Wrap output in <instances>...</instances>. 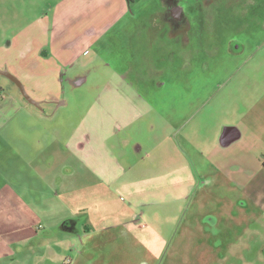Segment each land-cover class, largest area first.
Masks as SVG:
<instances>
[{
    "label": "rangeland",
    "instance_id": "1",
    "mask_svg": "<svg viewBox=\"0 0 264 264\" xmlns=\"http://www.w3.org/2000/svg\"><path fill=\"white\" fill-rule=\"evenodd\" d=\"M46 1L0 0V69L15 76L38 102L30 103L0 74V98L6 103L0 111V158L10 157L7 165L22 167L17 157L22 158L23 147L65 140L88 108L101 113L140 108L143 101L136 95L126 99L128 93L104 92L106 87L125 92L121 87L128 84L102 82L110 76L144 77L154 85L145 101L150 113L136 121L145 129L138 139L143 149L147 143L152 147L150 159L141 160L147 166L142 172L158 176L180 168L184 194L177 203L155 201L148 207L143 241L140 234L131 241L106 240L109 234H101L77 249H83L81 254L70 252V264H262V240L232 243L237 228L231 224L239 206L234 202L222 212L219 194L229 191L234 200L237 186L211 167L210 158L226 127L244 124L264 137V0H123L124 5L121 0H98L95 16L100 22L106 14L121 17L128 10L110 30L119 36L110 47L122 51L93 53L85 67L79 61L63 75L44 46L52 19L51 12L39 17L52 8ZM124 28L132 36L121 35ZM104 38L102 34L98 43ZM72 79L82 81L76 86ZM130 86L144 91L147 85ZM91 120L85 117L82 128L92 131L96 122L92 126ZM52 162L55 168L56 159ZM24 166L28 177V164ZM220 218L223 225L212 230L209 224ZM222 227L228 230V241Z\"/></svg>",
    "mask_w": 264,
    "mask_h": 264
},
{
    "label": "crops",
    "instance_id": "2",
    "mask_svg": "<svg viewBox=\"0 0 264 264\" xmlns=\"http://www.w3.org/2000/svg\"><path fill=\"white\" fill-rule=\"evenodd\" d=\"M45 3L52 8L41 11L39 17L51 12L52 19L44 46L52 51L59 70H63L62 75L74 69L79 61L85 67L93 53L107 51L111 55L113 51H122L110 47L119 37L111 35L110 30L128 13L127 9L122 10L121 17L106 14L105 22H100L95 16L98 0H47ZM126 29H122L121 35L132 36ZM102 34L106 38L98 43ZM116 78L110 76L102 83L128 84L127 88L121 87L125 92L117 87H106L104 92L128 93L126 99L128 95H136L143 101L140 108L133 106V109L102 113L94 107L88 108L65 140L53 139L46 145L38 142L33 147H23L33 148V151L22 149V158L17 157L19 163L28 164L31 173L28 177L22 172L26 170L24 165L11 167L7 165L10 157L0 158V264H18L21 259L34 260L35 264H70V252L91 244L101 234H109L106 240L116 237L130 241L139 239L140 234L143 241L146 239L143 231L147 229L143 219L148 207L155 201L165 205L184 197L179 189L180 168L158 176L142 172L147 167L142 162L150 159L152 147L147 148V143L144 153L138 139L145 129L136 121L150 113L151 106L145 101L154 83L144 77H136L134 81ZM76 81L72 79L71 83L77 86L82 80ZM132 83L147 86L142 91L141 87L137 90L130 86ZM5 105L3 101L0 111ZM89 116L92 126L98 116L92 131L82 128L84 118ZM218 146L212 151L211 167L237 186L234 200L230 199L234 195L228 190L219 194L222 212L230 210L234 202L239 206L235 211L237 220L231 224L237 228V239L232 243L249 245L255 238L264 243V137L244 124L240 128L230 126L221 135ZM6 171L12 174L5 175ZM222 221L220 218L209 225L213 230ZM220 233L225 235L223 239L229 240L228 230L222 227ZM82 250H77L78 254Z\"/></svg>",
    "mask_w": 264,
    "mask_h": 264
},
{
    "label": "water",
    "instance_id": "3",
    "mask_svg": "<svg viewBox=\"0 0 264 264\" xmlns=\"http://www.w3.org/2000/svg\"><path fill=\"white\" fill-rule=\"evenodd\" d=\"M0 74L6 76L7 78H9L11 81H13L18 87L19 89L21 90L23 96L32 104H35L38 106V102H35L34 100H32L28 94L26 93L23 85L20 83V81L15 77L13 76L10 72H8L7 70H1L0 69Z\"/></svg>",
    "mask_w": 264,
    "mask_h": 264
},
{
    "label": "flooded vegetation",
    "instance_id": "4",
    "mask_svg": "<svg viewBox=\"0 0 264 264\" xmlns=\"http://www.w3.org/2000/svg\"><path fill=\"white\" fill-rule=\"evenodd\" d=\"M174 13V15H175V12H173ZM63 81V80H62ZM2 98H0V108H1V106H2ZM58 104H61V102L60 103H58Z\"/></svg>",
    "mask_w": 264,
    "mask_h": 264
},
{
    "label": "built area",
    "instance_id": "5",
    "mask_svg": "<svg viewBox=\"0 0 264 264\" xmlns=\"http://www.w3.org/2000/svg\"><path fill=\"white\" fill-rule=\"evenodd\" d=\"M67 262H69V261H67Z\"/></svg>",
    "mask_w": 264,
    "mask_h": 264
}]
</instances>
